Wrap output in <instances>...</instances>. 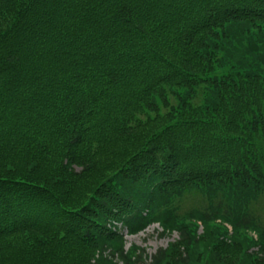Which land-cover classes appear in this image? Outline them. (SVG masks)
Segmentation results:
<instances>
[{
    "label": "trees",
    "instance_id": "16d2710c",
    "mask_svg": "<svg viewBox=\"0 0 264 264\" xmlns=\"http://www.w3.org/2000/svg\"><path fill=\"white\" fill-rule=\"evenodd\" d=\"M263 199L264 0H0V264H264Z\"/></svg>",
    "mask_w": 264,
    "mask_h": 264
},
{
    "label": "rangeland",
    "instance_id": "374dc122",
    "mask_svg": "<svg viewBox=\"0 0 264 264\" xmlns=\"http://www.w3.org/2000/svg\"><path fill=\"white\" fill-rule=\"evenodd\" d=\"M187 204L189 205L190 202H187ZM258 214L261 218V221L263 222L264 221V199L262 200V202L258 206ZM216 222L218 224L222 225V227L223 226L226 227L228 230V234L230 236L233 235L235 228H233V225L229 221L217 219ZM197 224H199L198 232H199V234H202L204 232L203 223L201 221H198ZM162 230H163V228L158 223H154V224L148 226L145 229V231H141L137 234L125 235L123 232L124 237L126 239L125 249L128 250L133 244L138 245L140 247H144V248H146V253L148 256L147 258L149 261L150 257L154 253H156L159 248L167 247L169 242L174 241L178 237L177 232H174L173 234H171L169 236H162L160 233ZM239 231H241V234L247 235L255 243L256 242L259 243L261 240V235L256 229H251V228L240 229ZM129 237H132V238H129ZM259 249H261V245L255 244V246H253L250 249V251H259Z\"/></svg>",
    "mask_w": 264,
    "mask_h": 264
},
{
    "label": "bare ground",
    "instance_id": "6f19581e",
    "mask_svg": "<svg viewBox=\"0 0 264 264\" xmlns=\"http://www.w3.org/2000/svg\"><path fill=\"white\" fill-rule=\"evenodd\" d=\"M129 238H132V237H129Z\"/></svg>",
    "mask_w": 264,
    "mask_h": 264
}]
</instances>
